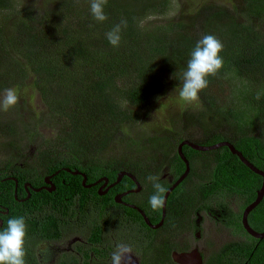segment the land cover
Returning a JSON list of instances; mask_svg holds the SVG:
<instances>
[{
	"label": "trees",
	"instance_id": "1",
	"mask_svg": "<svg viewBox=\"0 0 264 264\" xmlns=\"http://www.w3.org/2000/svg\"><path fill=\"white\" fill-rule=\"evenodd\" d=\"M13 2L0 0V91L20 89L31 76L30 84L65 120L66 126L55 141L47 142L39 154L47 161V172L62 165H75L89 169L92 175L101 171L114 179L117 172L125 170L142 182L146 180L148 175H142L139 167L124 161L99 162L94 153L109 145L121 132L123 122L133 120L137 107L147 106L165 86L182 84L190 54L206 34L223 42L224 65L209 77V86L199 93V98L206 111L214 112V119L225 117L227 127L218 133L217 119L211 128L196 113L185 112L186 119H180L185 123L181 128L196 125L211 137V143L229 141L255 166L264 162V139L253 128L254 124H264V95L256 99L257 92H264V0H237L231 7L207 2L190 15L181 13L175 20L151 27L140 23L150 13L165 11L169 0H108V19L104 22L92 17L90 0H43L39 7H15ZM121 19L127 20V27L122 30L120 45L114 47L105 34ZM232 70L250 82L244 99L257 111L252 118H243L230 109L228 96L233 88L227 73ZM123 101L133 109L122 107ZM25 131L30 134L29 129ZM165 137L150 136L147 143L163 150L171 145L168 137L169 142L163 140ZM170 137L173 139L174 134ZM175 143L170 146L172 151ZM186 150L191 155L200 153L183 146L186 158ZM172 151L165 155L170 156ZM174 153L177 169L182 171L184 164ZM210 153L214 163L211 179L216 186L244 193L255 180L259 181L256 187L260 184L257 173L227 146ZM62 179L82 189L71 174L58 175L59 187L64 186ZM127 180L124 176L118 184ZM65 190L71 193L64 187L62 191ZM12 192L13 181L1 180L0 198Z\"/></svg>",
	"mask_w": 264,
	"mask_h": 264
},
{
	"label": "flooded vegetation",
	"instance_id": "2",
	"mask_svg": "<svg viewBox=\"0 0 264 264\" xmlns=\"http://www.w3.org/2000/svg\"><path fill=\"white\" fill-rule=\"evenodd\" d=\"M200 133V139L190 134L174 136L173 151L170 145L164 152L155 147L157 153L150 161L155 170H149L148 176H160L168 189L185 170L181 158L182 171L175 163L174 151L178 155L181 141L197 146L214 144H201L206 132L201 129ZM163 140L169 142L166 137ZM183 146L200 153L191 155L186 150L189 170L159 210H153L149 204L154 192L150 181L148 193L141 201L135 200L144 191L146 181L130 171L126 172L132 173L140 185L137 191H133L137 186L127 175L122 178L129 180L111 185L116 178L103 173L95 176L89 169L75 165H62L47 172L46 167L41 171L37 162L28 161L26 156L21 161L17 157L6 160L0 165V181H13V192L0 198V230L6 228L11 218H26V264H111V254L118 243L132 250L126 264H264V235L251 234L242 221L244 209L257 196L262 176L257 173L260 184L256 187L259 181L255 180V185L252 183L244 193L216 186L211 179L212 158L204 175L196 174L190 165L191 159L212 149L200 150L188 143ZM171 151L170 156L165 155ZM204 159H208L207 155ZM257 167L264 171V162ZM74 170L79 173H72ZM61 172L71 174L82 189L64 179V186L59 187L57 177ZM102 178L107 179L106 183ZM64 187L71 193L62 191ZM32 198L36 202L30 201ZM10 207L16 209L12 211ZM247 222L258 235L264 233V195L248 212Z\"/></svg>",
	"mask_w": 264,
	"mask_h": 264
},
{
	"label": "rangeland",
	"instance_id": "3",
	"mask_svg": "<svg viewBox=\"0 0 264 264\" xmlns=\"http://www.w3.org/2000/svg\"><path fill=\"white\" fill-rule=\"evenodd\" d=\"M13 1V0H12ZM43 0H14L15 7L35 6L39 7ZM237 0H169V6L162 13H150L141 21V26L151 27L155 24H162L175 20L179 14L182 16L190 15L198 6L207 2L217 4H225L231 7L233 2ZM264 31V28L261 29ZM227 76L230 78V85L233 92L228 96V102L231 103V110H235L241 114L243 118H252L256 115V109L252 104L244 99L246 91H248L250 82L239 78L235 72L228 71ZM227 78V77H226ZM31 76L28 77L22 87L18 90L20 96L19 103L16 107L8 112L0 111V165L13 157L17 160H23L26 156L28 161L37 162L38 168L44 171L47 161H43L39 154L47 146V142L55 141L54 139L61 133L66 126L65 120L56 111L55 114L43 100L40 92L31 84ZM179 84L165 86L163 92L153 98L147 106L137 107L135 109L132 121H125L121 125V132L109 143L103 150L94 153V157L99 162L106 161H124L133 164L142 175H148L149 170H155L151 166V157H154V148L147 143L150 136L166 135L170 139L171 145L174 140L169 134H174L176 138L190 134L194 138H202L201 129L188 126L182 129L180 119L185 118V112L205 119V125L213 128L216 132H223L226 129L224 116L215 117L218 123L215 125L214 112L206 111L203 101L199 98L197 102L187 104L180 100L176 89ZM14 88L15 87H10ZM4 90L0 91L2 95ZM122 107L133 109V106L122 102ZM256 111V112H255ZM201 113V114H200ZM200 114V115H199ZM190 118L189 116H187ZM186 119V118H185ZM192 120V119H191ZM213 120L214 124L209 121ZM189 121V120H187ZM202 121V120H201ZM29 129L30 134L25 131ZM255 132L259 133L264 139V124H254ZM33 133V134H32ZM201 144H210L211 137L204 136V140L199 141ZM147 143V144H146ZM173 143V144H172ZM210 152V151H208ZM200 154L191 159L190 165L196 174L202 175L207 164L212 158L211 153ZM91 155V154H90ZM207 155L208 159H204ZM260 165L259 163H257ZM101 165V164H99ZM102 172L97 171L93 174L100 175ZM204 175V174H203ZM206 175V173H205ZM145 189L142 193L135 196L137 202L148 193L150 185L149 180L145 178ZM194 187V186H193Z\"/></svg>",
	"mask_w": 264,
	"mask_h": 264
},
{
	"label": "clouds",
	"instance_id": "4",
	"mask_svg": "<svg viewBox=\"0 0 264 264\" xmlns=\"http://www.w3.org/2000/svg\"><path fill=\"white\" fill-rule=\"evenodd\" d=\"M108 0H90V12L97 22L108 19L105 7ZM127 27V20L121 19L105 36L108 42L118 47L120 45L122 30ZM224 49L223 42L212 34L204 35L195 45L183 72L182 84L176 89L181 101L192 104L198 101L199 93L209 86V77L215 76L224 65L221 55ZM264 92H257L256 99L260 100ZM18 90L5 89L0 95V111L8 112L19 103ZM147 179L152 183L154 192L149 197V204L153 210L164 207L165 193L168 189L165 182L158 175H149ZM28 225L24 216L14 217L7 221V226L0 230V264H26V238ZM131 248L118 243L111 254V264H126L130 259Z\"/></svg>",
	"mask_w": 264,
	"mask_h": 264
},
{
	"label": "water",
	"instance_id": "5",
	"mask_svg": "<svg viewBox=\"0 0 264 264\" xmlns=\"http://www.w3.org/2000/svg\"><path fill=\"white\" fill-rule=\"evenodd\" d=\"M184 143H188L190 144L191 146L197 148V149H200V150H210V149H216L220 146H227L229 148V150L233 153V154H236L238 156V158L245 164L247 165L252 171H254L255 173H258L262 176V183H261V186L260 188L257 190V196L255 198V200L250 204L248 205L244 211H243V218H242V221H243V225L244 227L246 228V230H248L251 234L255 235V236H258V237H261L264 235L263 234H260L258 235L257 233H255L248 225V222H247V214L248 212L261 200L262 196L264 195V171L260 170L258 167H256L252 162H250L242 153L241 151H239L237 148H235L233 146V144H231L229 141H220V142H217V143H214L212 145H207V146H197V145H194L188 141H181L179 144H178V155L180 156V158L184 161L185 163V170L184 172L175 180V182L168 188V191L167 193H165V200L168 196V194L170 193V191L172 190V188L174 186H176L184 177L185 175L187 174L188 170H189V163H188V160L187 158L185 157L184 153L182 152V145ZM65 170H69L68 168H66ZM57 172V171H56ZM72 173H79L78 171H71ZM123 175H127L129 176L130 178H132L137 186L136 189H134L133 191H137L139 190L140 188V185L139 183L136 181V178L135 176L132 174V173H129V172H126V171H119L117 173V176H116V179L113 183H111V185H114L116 183H118L120 181V179L122 178ZM104 179V182L106 183L107 179L106 178H102ZM15 180V179H14ZM85 178L83 179V182H84ZM101 179L97 180V181H100ZM16 181V180H15ZM53 188L52 187H48V190H52ZM165 206V205H164ZM178 258V257H176ZM179 260L181 259L180 257L178 258Z\"/></svg>",
	"mask_w": 264,
	"mask_h": 264
}]
</instances>
